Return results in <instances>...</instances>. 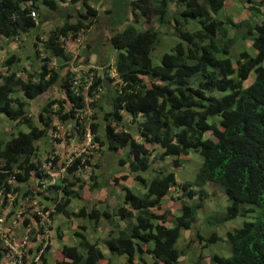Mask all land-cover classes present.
<instances>
[{
    "label": "trees",
    "instance_id": "trees-1",
    "mask_svg": "<svg viewBox=\"0 0 264 264\" xmlns=\"http://www.w3.org/2000/svg\"><path fill=\"white\" fill-rule=\"evenodd\" d=\"M78 1L83 12L72 8ZM111 1L121 16L126 8L131 15L137 9L145 17L153 16L157 28L137 29L131 23L125 24L124 18L110 19L112 23L120 20L123 27L105 38L113 60L103 69V80L89 69L93 78L85 93L89 98L85 104L82 88L71 84L74 74L70 69L77 65L76 60L72 67H64L71 55L65 51L63 41L73 39L98 21L95 11L86 0H0V40H20V36L32 32L29 49L37 60L36 64L30 61V70L23 78L18 76L19 59L14 54L0 62V117L15 130L7 139L0 137L2 209L5 197L18 193L19 185L27 186L33 177L36 182L45 177L39 143L54 132L55 120L58 124H72L73 131L82 135L87 132L93 145L103 147L108 155L123 148L115 164L126 165L129 170L119 171L113 179L123 180L134 173L142 190L121 186L119 205L112 211L103 206L101 211L91 208L86 213H74L68 208V196H78L70 189L75 183L62 187L66 197L51 210L43 208L40 212L45 213L46 221H51L53 215L62 216L65 229L71 218L87 219L98 227L103 217L107 225L103 250L108 256L104 260L96 239L90 241L82 233L83 226H78L70 234L73 242L61 245L60 258L52 264H178L184 250L173 245L180 229L189 228L203 196H207V181L218 184L228 199L223 214L207 221L221 223L235 216L242 221L238 227L225 231L227 256L211 253L205 259L198 253L192 264H264V0H244L245 5L240 0ZM170 1L173 9L168 7ZM229 2L232 11L236 6L244 7L248 18L233 23L230 13L229 17L223 14ZM40 11L45 13L41 19ZM30 12L36 17L32 19ZM57 16L61 26L51 28L42 39L39 27L43 20ZM259 16L261 20L256 22L254 19ZM162 30L172 40L167 47L160 46ZM244 40H248L252 54L247 50L231 53L234 45ZM25 59H30L29 55ZM109 68L113 70L112 77L108 75ZM192 76L195 82L191 83ZM102 82L110 87L106 109L93 96L102 89ZM53 89L63 93L59 100H51L50 94L38 111H26L27 102H39ZM85 107L100 111V123L91 122L93 114L86 117ZM126 119L130 127H124ZM138 136L141 141L136 140ZM142 142L152 143L160 152L151 155L154 148L146 149ZM190 151L200 155L191 180L179 184L169 167L150 168L151 162L165 157L171 160V167H179ZM106 160L109 162V157ZM79 164L80 158H76L69 165L60 166L69 176ZM50 165L54 168V160ZM148 169L154 173L144 179L138 172ZM91 180L90 188H98L97 181ZM60 182L54 181L51 188H60ZM175 190L181 192L179 196ZM33 194L25 187L20 195ZM165 197L178 200L179 213L174 215L171 226L165 220L174 214L172 209L160 206ZM246 214L254 216L244 219ZM26 221L23 219L20 226L24 228ZM33 222L40 242L31 258L22 255L17 260L18 256L10 254L11 247L0 246V264L6 260H14L15 264H47L49 246L41 238L39 217L34 215ZM55 233L60 240L62 232L58 227ZM195 234L210 242L216 239L213 234L207 238L198 231ZM8 244L14 246L12 242ZM34 257L38 261H33Z\"/></svg>",
    "mask_w": 264,
    "mask_h": 264
},
{
    "label": "rangeland",
    "instance_id": "rangeland-1",
    "mask_svg": "<svg viewBox=\"0 0 264 264\" xmlns=\"http://www.w3.org/2000/svg\"><path fill=\"white\" fill-rule=\"evenodd\" d=\"M63 3H66L68 0H61ZM149 2L151 0H148ZM254 2L258 0H253ZM244 4V0H240V4ZM89 8L95 11V17L98 21H95L92 26H90L85 31H80L73 39H67L63 41V47L66 52L71 55L70 61L64 67H72L73 61L76 60L77 65L70 69V73H73L72 82L75 81V86L82 88V91L89 87L90 82L92 81V72L89 69H94L95 75L99 79L103 80L102 71L106 65H111L113 60V52L105 44V38L107 35L113 33L119 28L123 27L122 22L112 23L110 19H123L125 24L131 23L137 29H156V23L153 16L141 15L138 13L137 9L132 12L129 8H126V11L123 12L122 16L114 11V2L111 0H86ZM62 4V3H60ZM231 2L225 4V10L223 14L226 17H229L228 13L232 15L231 21L233 23H238L239 21L248 17L246 9L244 7L236 6L233 11L230 8ZM234 5V3H233ZM245 5V4H244ZM169 9H173L172 2L170 1ZM74 10L81 11L80 2L72 5ZM118 8V6H117ZM230 8V9H229ZM45 16L44 11H40V19ZM124 16V17H123ZM36 17V16H35ZM43 20V24L39 27V36L44 38L47 32L53 27H60L62 22L57 17H48ZM50 19V20H48ZM256 22L261 20V16L254 19ZM123 23V24H124ZM164 30L161 31V45L167 47L168 44L172 41L168 38V35H165ZM32 32L27 36H22L20 40H0V62L3 61L5 57L9 54H14L19 59L18 76L23 78L30 70V61L34 64L37 63V60L32 54H30L31 49L29 45L32 42ZM231 30H229V34ZM30 36V37H29ZM72 38V37H71ZM248 40L239 41L238 44L234 45L231 53H237L241 50H247L252 54V49L248 46ZM29 55L30 59H25ZM52 65H56L54 60H51ZM56 67V66H55ZM58 67V66H57ZM58 70V69H56ZM61 71H59L60 73ZM113 74L112 69L109 68V77ZM71 82V83H72ZM190 82H195V77L192 76ZM86 86V87H85ZM51 94V100H59L62 96V92L58 89H53L51 93L45 94L39 102H27L26 111L33 112L38 111L40 106H42L46 100L45 97ZM110 94V87L108 83L102 82V89L97 93L93 94L95 99L99 100V105L103 109H106L107 97ZM215 96H219L215 94ZM86 103L88 104L89 98L86 96ZM41 102V103H40ZM86 117H89L91 114L95 117L94 120H91L92 123H100L101 115L100 111L95 109L91 111L89 107H85ZM124 115V114H121ZM80 118H83V114H80ZM35 121V119H33ZM124 127H130V122L126 119L123 121ZM34 125L39 126L37 122H34ZM52 126L55 127L54 132L47 137L46 141L39 143V159L41 162V168L45 177L42 181L36 182L35 178H31L28 185H19L18 188L20 191L15 195H7L4 199L5 208L1 207L0 196V246L2 248L9 245V242H12L14 246L13 249L16 250V255L21 257L24 255L26 259H30L33 255L34 249L38 242H40V236L36 234V226L33 222L34 215L39 217V223L42 226V235L41 238L49 246V251L45 254L46 263L52 264L53 261L60 258V247L61 245H70L73 241L70 237V234L77 230L78 226L82 227V233L90 241L96 239L98 246L103 250V238L107 231V225L103 217H100V224L98 227L94 226L92 222H88L86 219H74L71 218L70 224H68V229H65L64 218L60 215H53L51 221H46L45 213H41L40 210L45 208L51 210L53 205L60 201L66 196L63 193L62 187L66 186L68 183L74 182V186L70 188L73 191L78 192V196L69 197L68 208L76 213L78 210H82L84 213L89 212L91 208H94L98 211L103 209V206L107 207L108 211H112L115 207L119 205V194L121 191V186L130 187L132 190L137 191L142 188V184L139 179L134 178V173L128 175V177L123 180L113 179L114 176H117L119 171L128 172L126 165L121 167L115 164V159L118 156H122L123 148L119 149L115 153H106L103 147H98L93 145L86 132L84 135L79 132H75L72 129V124H58L57 121L53 120ZM86 126V125H85ZM22 129V128H21ZM86 129V128H85ZM15 130L11 128L9 121L5 120L3 117H0V137L7 139L9 134L14 133ZM99 139H102L101 130L98 133ZM141 141V138H137ZM146 149L154 148L152 154H158L159 149L155 148V145L152 143L146 144L142 142ZM151 154V155H152ZM106 157H109V162L106 160ZM80 158V164L77 167V171L73 172L71 175H67L64 168L60 165L64 163L65 166L69 165L74 159ZM111 158V159H110ZM150 158V157H149ZM54 160V168H51L50 161ZM200 163V155L196 151H190L189 154L182 159L179 163V167H171V160L165 157L162 161L151 162L150 168H166L173 170L175 175V180L180 184V181L191 180L195 173L196 168ZM99 164V165H98ZM113 169L109 172L108 169ZM144 179L149 178L153 175L154 171L148 169L147 171L138 172ZM91 178H94V181L99 184L98 188H90V185L93 184ZM54 181H61L60 188L52 189ZM40 183V185H38ZM81 185V187H78ZM214 186V192L212 188L207 187L208 197L204 200L203 207H199L195 211L194 220L191 222L188 229H180L179 237L175 241L174 245L176 248H182L184 254L180 255L178 264H192L196 259L197 254H202L203 256L209 255L211 252L219 254L221 256H227L229 254V247L225 241V231L238 227L241 224V217L236 216L232 220H227L221 223H210L207 219H211L210 214L216 216H221L224 210V207L228 204V199L225 197V194L221 190V187L216 184ZM30 189L33 191V195H26L21 197V193L25 189ZM176 194H179L180 191L175 190ZM178 208V205L177 207ZM162 209V208H161ZM174 214L176 211L174 210ZM251 214H246L243 216L244 219L253 218ZM174 215H170L165 224L171 226L174 222ZM26 219L27 224L24 225V228L20 226L21 221ZM243 219V220H244ZM66 221H68L66 219ZM58 227L61 233V239L58 240L55 233V228ZM203 237L207 238L212 234L216 236V239L212 242L208 240L199 239L195 232ZM2 239V240H1ZM32 239H35V242H32ZM184 241V243H183ZM203 243H206L203 245ZM30 250L31 252H27ZM182 250V249H181ZM201 255V256H202ZM104 260L107 258V253L103 250ZM19 258H17L18 260ZM121 257L119 258V260ZM118 260V262H119ZM33 261H38L34 257ZM5 264H11L7 260ZM204 263V261H203Z\"/></svg>",
    "mask_w": 264,
    "mask_h": 264
},
{
    "label": "clouds",
    "instance_id": "clouds-1",
    "mask_svg": "<svg viewBox=\"0 0 264 264\" xmlns=\"http://www.w3.org/2000/svg\"><path fill=\"white\" fill-rule=\"evenodd\" d=\"M79 2V1H78ZM77 3V2H76ZM74 5V4H73ZM248 14V13H247ZM29 16L33 19V18H35V16H34V14L32 13V12H30L29 13ZM248 18V17H247ZM245 19H246V17H245ZM244 20V19H243ZM242 21V20H241ZM22 36H20V38H21ZM30 37V36H29ZM41 37V36H40ZM43 39V38H42ZM31 44V43H30ZM16 57V56H15ZM18 58V57H17ZM113 71V70H112ZM113 76V74L111 75V77ZM75 81H73L71 84H72V87L74 86L75 87V84H76V82H75V84H73ZM86 87V86H85ZM86 90H87V87L84 89V91H82V93H81V96L84 98V102H85V104H87L86 103V98H85V93H86ZM86 106V105H85ZM127 127V126H126ZM138 138V137H137ZM136 138V140L137 141H139L138 139ZM141 138V137H140ZM160 152V151H159ZM153 155V154H152ZM175 180V179H174ZM176 182H177V180H175ZM188 181V180H187ZM181 182V181H180ZM213 185H216V184H213ZM209 181H207L205 184H204V186H205V188H206V191H207V196L206 197H204L203 196V198H202V204H201V208L203 207V203H204V200L208 197V195H209V193H208V190H207V187L209 186L210 188H212V192H214V186H213ZM194 187V186H193ZM140 190H142V188L140 189ZM178 191V190H177ZM176 192V191H175ZM174 192V194L176 195V196H179L180 195V193L179 194H176ZM196 196H197V191H194V193H193V195H192V198H193V200H195L196 199ZM226 197V196H225ZM163 205H166V206H168L169 208H171L172 209V211L174 212V210L176 211V213L175 214H173V215H177L178 213H179V209L178 208H176L177 207V205H178V200H177V198H174V199H168L167 197H165V198H163L162 199V201H161V204H160V206H161V208H162V206ZM211 215V220H212V217H213V215L214 214H210ZM249 215V214H248ZM246 216V215H245ZM219 216H217V218H218ZM236 217V216H235ZM234 217V218H235ZM233 219V218H232ZM232 219H229V221L230 220H232ZM228 230H230V229H228ZM227 231V230H226ZM7 247H11V255L13 256H17L16 255V250L15 249H13V247L12 246H10V245H6ZM211 253H214V252H211ZM210 253V254H211ZM205 259H207V256H203ZM19 258V257H18ZM8 262H10L11 264H15V262H14V260L13 261H8Z\"/></svg>",
    "mask_w": 264,
    "mask_h": 264
},
{
    "label": "built area",
    "instance_id": "built-area-1",
    "mask_svg": "<svg viewBox=\"0 0 264 264\" xmlns=\"http://www.w3.org/2000/svg\"><path fill=\"white\" fill-rule=\"evenodd\" d=\"M73 84H75V82Z\"/></svg>",
    "mask_w": 264,
    "mask_h": 264
}]
</instances>
